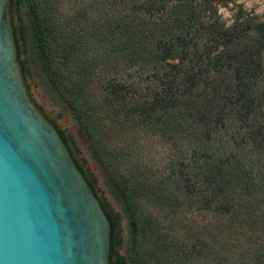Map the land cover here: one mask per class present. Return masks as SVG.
<instances>
[{"label":"trees","instance_id":"16d2710c","mask_svg":"<svg viewBox=\"0 0 264 264\" xmlns=\"http://www.w3.org/2000/svg\"><path fill=\"white\" fill-rule=\"evenodd\" d=\"M43 2L29 36L21 27L43 92L74 120L138 247L152 223L150 257L131 264H264V23L226 26L227 0H87L64 20ZM100 202L110 264H127Z\"/></svg>","mask_w":264,"mask_h":264},{"label":"water","instance_id":"95a60500","mask_svg":"<svg viewBox=\"0 0 264 264\" xmlns=\"http://www.w3.org/2000/svg\"><path fill=\"white\" fill-rule=\"evenodd\" d=\"M0 0V264H110L112 225L29 94Z\"/></svg>","mask_w":264,"mask_h":264},{"label":"rangeland","instance_id":"374dc122","mask_svg":"<svg viewBox=\"0 0 264 264\" xmlns=\"http://www.w3.org/2000/svg\"><path fill=\"white\" fill-rule=\"evenodd\" d=\"M52 8V14L62 20L69 16L81 6L84 7L87 0H46ZM40 0H11V20L13 30H15L17 39L18 58L21 63L24 62L23 77L28 87V91L38 108L44 115L60 130L68 140L72 139L80 154L76 156L79 165L84 174L92 181V175L97 179L95 192L97 198L105 200L111 210V218L114 221V246L118 255L124 257L127 264L138 262L144 257L150 256L146 253L150 247H155L153 243V227L149 222L145 228V236L139 247L133 243V232L130 223V217L125 214L117 199L111 195L104 185V175L99 165L92 159L90 152L83 141L72 117L67 114L61 106L52 104L45 96L43 86V76L38 64L33 60V46L28 40L21 39V27L26 28V36L33 23V4ZM45 4V0L43 2ZM46 5V4H45ZM217 14L220 20L226 25L231 26L239 17L251 18L257 22L264 23V0H227V3L216 5ZM61 21V20H60ZM23 68V66H22ZM70 142V141H69ZM71 147V144H70ZM72 151L73 148L71 147ZM85 160V162H83ZM89 170V171H88ZM99 200V201H100ZM165 222L161 224L162 234H165ZM177 228V227H175ZM173 228V229H175ZM177 235V231L175 230ZM144 244V245H143Z\"/></svg>","mask_w":264,"mask_h":264}]
</instances>
